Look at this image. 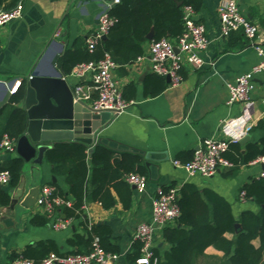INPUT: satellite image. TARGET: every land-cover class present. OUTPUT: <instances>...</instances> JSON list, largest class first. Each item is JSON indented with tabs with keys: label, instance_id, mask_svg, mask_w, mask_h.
<instances>
[{
	"label": "crops",
	"instance_id": "obj_1",
	"mask_svg": "<svg viewBox=\"0 0 264 264\" xmlns=\"http://www.w3.org/2000/svg\"><path fill=\"white\" fill-rule=\"evenodd\" d=\"M0 1V11H5L12 2ZM113 1L24 0L23 17L0 28V83L14 79L24 81L36 70L41 75H50L54 72L53 59L56 56V68L63 73L60 60L67 52L76 51L77 45H85L86 39L99 27L100 14ZM235 1L242 13L259 28L258 41L264 48V0ZM224 2L204 0L203 8L194 14L195 20L206 27L209 46L201 53L203 67L186 65L180 85L172 86L167 78L151 71L150 42L145 44L141 59L125 67L118 65L113 74L129 105L94 134L91 147L100 141L117 157L122 154L139 157L147 172V189L139 192L130 186L133 193L128 210L124 209L115 191L112 196L117 200L116 206L105 209L99 203L86 202L80 220L68 218L64 208H60L55 216L71 219V225L57 231L51 227V219L37 201L45 185H52L67 194L66 179L55 176L45 158L42 165L36 166L24 161L19 184L0 185L10 201L13 197L19 201L13 211L8 210L10 202L0 207V264H14L20 256H30L29 259L36 262L48 254L50 247H56L58 254L87 253L90 248L86 243L83 242L80 249L70 243L76 235L83 236L85 241L89 239L84 222L89 230L94 226H108L112 230L109 244L119 255L115 264H137L134 259L136 229L151 221L152 204L159 188L180 191L191 185L201 192L213 191L229 203L237 221L245 212L260 213L261 206L248 199L242 201L240 194L262 177L263 165L252 162L234 177L228 175L229 169L223 168L210 178L190 177L175 166V161L186 163L192 160L207 139L229 140L230 125L255 126L264 121V76L256 78L249 102L227 104V84L250 71L259 63L260 57L242 32H237L234 37L233 34L221 36L220 9ZM170 41L176 44L177 39ZM64 75L72 89L79 83L90 82L89 77L79 79L72 74ZM155 77L163 78L168 85L157 96L151 95L159 87ZM250 135V143L264 139L261 130ZM16 158V152H0V168ZM165 228L155 233L154 240L155 250L162 254L170 249L165 241ZM226 237L235 238L233 234ZM253 244L259 248L261 242L257 239ZM230 258L209 247L197 264H232ZM261 264H264V258Z\"/></svg>",
	"mask_w": 264,
	"mask_h": 264
},
{
	"label": "trees",
	"instance_id": "obj_2",
	"mask_svg": "<svg viewBox=\"0 0 264 264\" xmlns=\"http://www.w3.org/2000/svg\"><path fill=\"white\" fill-rule=\"evenodd\" d=\"M19 1L12 0L5 11L15 8ZM203 5L204 0H120L110 12L117 22L109 30L108 39L100 41L94 51H90L85 42V45H77L76 51L67 52L59 62L63 74H72L80 64L98 62L105 54H109L120 67L130 65L144 55V46L148 42L178 39L185 29V8L191 7L196 13ZM151 31H154V38L149 41L147 37ZM236 33H232L233 37ZM154 81L159 87L151 95L157 96L168 85L163 78L155 77ZM25 94L22 84L10 103L0 110V140L8 136L19 141L25 135L28 118L21 109ZM122 97L126 102V96L123 94ZM256 130L264 131V121L252 128V132ZM261 156H264V139L245 147L231 143L224 154L225 159L232 164L228 175L237 176L242 167ZM45 160L51 165L55 176L66 179L68 193L57 189L60 195L73 202V208H64V211L68 218L75 220L83 218L86 202L99 203L105 209L116 206L117 200L113 198L112 191L117 193L124 209L128 210L133 192L127 176L138 174L148 177L139 157L126 154L117 157L112 149L102 143L91 147L82 142H59L45 153ZM23 167L24 160L18 157L0 168V172H10L11 183L18 185ZM242 191L248 200L254 201L262 209L258 214L245 212L237 221L229 203L215 192H201L191 185L183 187L178 192L181 217L174 226L165 228V241L170 249L164 254L155 250L159 264H197L209 247L230 256L232 264H261L264 258V176L254 180ZM9 202V195L0 189V207ZM43 223L46 221L43 220ZM84 223L89 239L85 241L83 236L76 235L70 241L72 245L80 249L84 242L86 247L91 248L94 238L98 237L106 252L117 253L109 244L112 230L108 226H94L89 230ZM237 224L241 225V230H237ZM227 234H233L235 238L230 240ZM257 239L261 242L259 248L253 244ZM50 248L48 254L38 259L37 263L50 253H58L56 247ZM141 248L142 244L136 242V261L141 257Z\"/></svg>",
	"mask_w": 264,
	"mask_h": 264
},
{
	"label": "built area",
	"instance_id": "obj_3",
	"mask_svg": "<svg viewBox=\"0 0 264 264\" xmlns=\"http://www.w3.org/2000/svg\"><path fill=\"white\" fill-rule=\"evenodd\" d=\"M119 2L120 0H114L109 3L100 14L97 31L86 39V45L90 51H94L117 22L110 12ZM23 14L24 0H20L12 10L0 11V28L13 20L21 19ZM184 14V33L177 39L176 44L168 39H161L152 41L149 48L151 71L160 77H169L172 86H178L183 82V70L186 65L196 68L203 67L204 61L201 58V53L209 46L206 27L195 20L194 10L187 7ZM220 25L222 37H228L233 32H242L260 57L259 63L250 71L237 76L233 83L227 84L228 105L249 102L255 90L256 78L264 76V48L258 41L259 28L242 13L235 0H225L221 6ZM118 67L109 54H105L104 58L98 62L78 65L72 75L79 79L89 77L90 82L88 84L79 83L72 89L74 103L89 108L94 115L108 112L112 117H117L122 114L129 104L124 101L113 76ZM20 85L21 81H17V86ZM12 93H17V89ZM253 127L252 125H238V127L230 125L229 140L207 139L200 145L192 160L186 163L175 161V166L183 169L190 177L201 176L204 178L214 176L220 169H229L232 164L224 157L229 145L239 143L250 135ZM17 144L18 141L4 136L0 140V152L15 153ZM253 163L264 166V156L259 157ZM261 176H264V172ZM10 182V172H0V185L7 186ZM127 182L139 192H144L148 187V179L138 174L128 175ZM178 192L175 188L169 190L159 188L157 190L152 204L151 221L140 224L136 229L135 242L142 244L141 257L137 260V264H159V259L155 255V233L176 223L181 217ZM240 198L242 201L247 200L244 191L241 192ZM37 203L51 219L53 229L61 231L71 225V219L55 216L56 211L60 208H73V202L60 195L56 187L43 186ZM118 259L119 255L106 252L101 246L100 238L95 237L87 253H50L39 263L20 256L14 264H115Z\"/></svg>",
	"mask_w": 264,
	"mask_h": 264
},
{
	"label": "water",
	"instance_id": "obj_4",
	"mask_svg": "<svg viewBox=\"0 0 264 264\" xmlns=\"http://www.w3.org/2000/svg\"><path fill=\"white\" fill-rule=\"evenodd\" d=\"M153 38L154 31H151L147 39L152 41ZM107 39V36L103 37V41ZM57 58L56 56L53 59L54 72L50 75H41L36 70L28 79L21 81L19 87L15 79L0 83V110L8 105L16 94L12 93L13 90L18 91L22 84L25 86L26 94L21 109L26 112L28 124L25 135L18 141L16 153L33 166L42 165L45 153L56 143L75 141L93 145L94 134L112 119L108 112L94 115L89 108L74 103L72 86L65 75L56 68ZM167 82L171 83L169 77ZM251 139V135H248L239 144L245 146ZM24 191L22 189L23 193ZM18 203V199L13 197L8 210H15ZM236 228L241 229L239 224Z\"/></svg>",
	"mask_w": 264,
	"mask_h": 264
}]
</instances>
